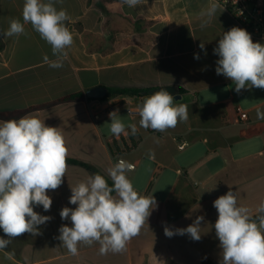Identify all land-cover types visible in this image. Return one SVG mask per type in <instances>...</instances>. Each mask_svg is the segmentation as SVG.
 Wrapping results in <instances>:
<instances>
[{
    "label": "crops",
    "instance_id": "obj_1",
    "mask_svg": "<svg viewBox=\"0 0 264 264\" xmlns=\"http://www.w3.org/2000/svg\"><path fill=\"white\" fill-rule=\"evenodd\" d=\"M211 2L217 1L141 0L129 7L112 0H62L55 6L71 16L65 24L74 40L62 68L43 62L45 55L50 60L55 57L30 23L25 25L27 35H0V113L6 114L0 122L35 116L46 126L57 127L68 148L67 159L90 164L109 179L108 169L146 140L161 154L167 134L179 143L180 150L189 145L193 152L187 170L157 163L151 179L165 169L177 175L168 195L161 201L149 190L138 193L154 196L157 207L124 252L106 255H100L98 242L79 243L78 254L71 255L58 239L61 225L72 226L60 216L62 208L76 207L69 203L71 187L92 174L67 163L61 186L48 190L53 201L50 210L34 206V211L51 220L38 226L39 235L20 246L15 264H202L204 258L220 264L222 251L214 228L218 212L213 201L231 187L238 206L250 208L254 217L264 200V119L257 118V110L264 112V89L252 87L237 93L231 79L216 74L219 57L213 49L219 39L232 27L244 28L221 5L210 20L201 17ZM24 3L0 0V33L8 29L10 19L23 23ZM205 20L208 23L201 27ZM251 37L254 43L264 44V39ZM202 42L203 50L199 47ZM194 54L199 55L198 60ZM164 86L178 90L181 99L173 96V104L188 105L187 120L164 132L144 129L136 122V135L125 127L128 135L105 137L101 122L106 117L94 118L102 116L103 107L116 104L137 109L150 94L101 101L87 97L89 90ZM79 92L85 93V98L59 101ZM132 117L140 118L137 114ZM134 138L138 140L135 145ZM121 139L129 151L124 152L120 142L113 144ZM183 144L186 146L181 149ZM127 162L139 165V161ZM197 216L204 217L199 241L187 234L171 238L164 234L165 226L186 228Z\"/></svg>",
    "mask_w": 264,
    "mask_h": 264
},
{
    "label": "clouds",
    "instance_id": "obj_2",
    "mask_svg": "<svg viewBox=\"0 0 264 264\" xmlns=\"http://www.w3.org/2000/svg\"><path fill=\"white\" fill-rule=\"evenodd\" d=\"M122 2L135 7L141 0ZM57 3L62 0H25L23 23L10 19L8 29L0 35H27L25 25L30 23L51 46L55 57L50 60L45 55L43 62L51 68H62L68 59L67 49L74 40L65 24L72 18L66 9L58 10ZM220 7L218 0L211 2L200 16L210 20ZM199 47L203 50L204 43ZM213 53L219 57L216 74L231 79L237 93L252 87L264 89V44L254 43L245 29L232 27L224 32ZM194 58L198 60L199 55L194 54ZM173 99L164 88L146 97L137 105L140 127L164 132L187 120L188 105L174 106ZM117 113L118 110L109 113L110 131L117 137L128 135ZM257 118L264 119V112L257 110ZM127 127L131 135H136L135 123ZM67 155L63 133L57 127L46 126L35 116L0 122V229L8 237H0V250H5L14 238L24 233L39 235L38 226L51 220L50 216L34 211V206H42L45 212L50 210L53 201L47 193L61 186L68 168ZM152 158L154 153L150 152L149 159ZM134 169V164L120 159L108 169L112 187L100 174H91L86 181L71 187L69 203L76 207L62 208L60 216L62 220H70L72 226L61 225L58 236L71 255L78 254L79 243L91 245L93 242L100 244V255L122 253L127 243L140 234L157 201L154 196H141L134 189L127 176ZM213 207L218 212L214 228L222 251L220 264H264V200L255 209L253 218L250 208L238 206L237 195L229 187L226 194L213 201ZM203 220V216H197L186 228L175 230L165 226L164 234L169 238L187 234L199 241ZM8 255L11 258L13 254Z\"/></svg>",
    "mask_w": 264,
    "mask_h": 264
},
{
    "label": "rangeland",
    "instance_id": "obj_3",
    "mask_svg": "<svg viewBox=\"0 0 264 264\" xmlns=\"http://www.w3.org/2000/svg\"><path fill=\"white\" fill-rule=\"evenodd\" d=\"M132 115L133 114L129 111V107L124 106L117 114V118L120 119L127 127V125L131 123L136 124V122H139L140 120V118L133 119ZM110 123V117L105 118L101 122L102 130L106 138L116 137L110 131ZM164 138L166 141L164 142V145H162L164 146V150L161 152L163 155L154 151L150 147V142L147 140L142 142L140 146L134 151L124 155V159L126 161H139L137 169L131 171L127 175L129 180L132 182L134 189L139 194H145L148 190L149 193L154 192L155 194H158L157 196L160 199H162L161 201H164L163 199L168 195L169 185L177 178V175L176 173L171 172L169 169H165L163 174L158 173L156 174L155 178L151 179L157 167V163L160 162L165 165H170V167L173 169L179 167L181 169L187 170L188 161L191 159L193 154L189 145L185 150H180L179 143L173 141L172 136L165 134ZM116 142L121 143V145L124 147V152L129 151L130 147L125 144L123 139ZM136 142H138V140L135 139L133 144L135 145ZM150 152L154 153L153 159L155 160L149 159ZM197 184L201 185L200 182ZM35 236H33L31 233H24L21 236L14 238L12 243L8 245L5 250H0V264H15L14 258H16V252H18L20 246L29 243L30 239ZM0 237L5 239L8 238L2 229H0ZM8 253L13 254L11 258L9 257Z\"/></svg>",
    "mask_w": 264,
    "mask_h": 264
},
{
    "label": "built area",
    "instance_id": "obj_4",
    "mask_svg": "<svg viewBox=\"0 0 264 264\" xmlns=\"http://www.w3.org/2000/svg\"><path fill=\"white\" fill-rule=\"evenodd\" d=\"M218 2L228 10L235 21L250 33L251 36L264 39V0H218ZM120 109L119 105L111 104L103 107L102 116L97 114L94 118L96 120L102 117L109 118L110 112L118 110L119 113ZM129 111L132 114L139 115L137 109L129 108ZM185 146L186 144H183L181 149L185 148ZM134 165L136 169L137 165Z\"/></svg>",
    "mask_w": 264,
    "mask_h": 264
},
{
    "label": "trees",
    "instance_id": "obj_5",
    "mask_svg": "<svg viewBox=\"0 0 264 264\" xmlns=\"http://www.w3.org/2000/svg\"><path fill=\"white\" fill-rule=\"evenodd\" d=\"M112 1L117 2V3L122 2V0H112ZM107 89H108V94L103 99H100L101 101H106V100H108L110 98H114V97H135V96L144 97V96L148 95V93H149V90H147V89H129V88H107ZM180 91L184 92L183 89H181ZM85 96H86L85 93L79 92V93H75V94H71L69 96H66L59 101L60 102L76 101V100H80V99L85 98ZM19 113H21V112H19ZM3 115H6V114L0 113V117ZM116 141L117 140H114V142H113L114 145H116V143H117ZM110 147H111V145H110ZM67 163L72 164V165L82 166V167L86 168L87 170H89L92 174H100V175L104 176V178L107 180L110 187L113 186L112 180L109 179L105 174H103L98 168H96L90 164L82 163L80 161L73 160V159H67ZM113 195H115V192H113ZM253 218H255V216ZM169 264H173V263L169 262ZM202 264H216V263L210 258H204L202 260Z\"/></svg>",
    "mask_w": 264,
    "mask_h": 264
},
{
    "label": "water",
    "instance_id": "obj_6",
    "mask_svg": "<svg viewBox=\"0 0 264 264\" xmlns=\"http://www.w3.org/2000/svg\"><path fill=\"white\" fill-rule=\"evenodd\" d=\"M161 88H164V90L168 91L172 96L175 97L176 100H180L181 99V95L178 94V90L175 87L172 86H164V87H159V88H154L149 90V94H153L156 91H159ZM108 94V89L105 87H98L92 90H89L87 92V97L91 98V99H103L104 97H106Z\"/></svg>",
    "mask_w": 264,
    "mask_h": 264
}]
</instances>
